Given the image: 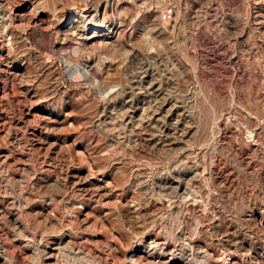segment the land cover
Returning <instances> with one entry per match:
<instances>
[{
	"label": "rangeland",
	"instance_id": "obj_1",
	"mask_svg": "<svg viewBox=\"0 0 264 264\" xmlns=\"http://www.w3.org/2000/svg\"><path fill=\"white\" fill-rule=\"evenodd\" d=\"M57 1L0 0V264H264V0H113L83 40Z\"/></svg>",
	"mask_w": 264,
	"mask_h": 264
},
{
	"label": "bare ground",
	"instance_id": "obj_2",
	"mask_svg": "<svg viewBox=\"0 0 264 264\" xmlns=\"http://www.w3.org/2000/svg\"><path fill=\"white\" fill-rule=\"evenodd\" d=\"M60 1L61 0H58L57 2L58 3H60ZM86 3H87V8H85L83 11H81V10H77V9H73V10H71V11H67V15H68V18H69V20H71L72 21V23H73V25H71V26H73L75 29H76V33H77V38L79 39H81V40H83V39H86V38H89L87 35H88V33H89V30H90V24H91V22H90V20H89V0H84ZM5 2V1H4ZM61 3H63V2H61ZM2 4V3H1ZM8 10V9H7ZM6 11V9L3 7V6H1L0 7V22H2L3 24L4 23H6V24H10V21H12V20H10L9 21V23H8V21L6 20V17H8L9 15L7 14V16H3L4 15V12ZM62 11V10H61ZM59 12H58V10L56 9L55 11H54V13L52 14V17H50L51 19H50V24L51 23H56V22H62L61 20L62 19H60L59 18V14H58ZM6 14V13H5ZM262 14V13H261ZM26 15V14H25ZM263 16V15H262ZM10 17H12V16H10ZM9 17V18H10ZM14 19V18H13ZM18 19V18H17ZM21 19V18H20ZM14 21V20H13ZM20 22H21V20H19ZM15 22V21H14ZM5 25V24H4ZM96 25H98V24H96ZM14 26V25H13ZM17 27V26H16ZM36 27V26H35ZM34 30V29H33ZM98 30V29H97ZM35 31H36V33L37 32H39V30L37 31V29L35 28ZM8 34V31L6 30V29H4V27H3V29L1 28V30H0V47L2 46V45H6L8 42H10V41H8V39H7V35ZM99 33H92L90 36H94V35H98ZM6 61V59H3V60H1V62H5ZM6 63H8V62H6ZM11 66V65H10ZM86 66H88L89 67V63H87V65ZM27 68V67H26ZM29 71V70H28ZM19 73V72H18ZM27 90V89H26ZM63 118V117H62ZM56 119H54V121H55ZM66 120V119H65ZM54 121H53V123H54ZM64 123H65V121L64 120H60V121H58L57 122V127L59 128V130H61V132L64 130V131H66L65 130V126H64ZM67 129V128H66ZM63 131V132H64ZM229 129L228 128H226V127H222V137H227L228 136V134H229ZM231 132V131H230ZM226 139V138H225ZM257 141V140H256ZM256 147L257 146H255V143H253L252 141H248L245 145H242V143L241 144H238V145H236L235 146V150H236V152L238 153V152H243V153H247V155L251 152V151H255V149H256ZM240 154V153H239ZM74 173V172H73ZM72 173V174H73ZM77 174H78V172H77ZM75 175V174H74ZM75 177V176H74ZM79 177V176H78ZM84 176H82V178H83ZM87 177V176H86ZM89 178V177H88ZM262 178H263V180H264V172H263V175H262ZM84 180V179H83ZM87 180H89V179H87ZM75 181V180H74ZM77 181V180H76ZM81 181V180H80ZM78 182V181H77ZM90 182V181H89ZM92 182V181H91ZM75 183V182H74ZM76 184V183H75ZM78 184V183H77ZM90 184V183H89ZM88 185V184H87ZM104 185V184H103ZM103 185H100L99 183L98 184H96L94 187H95V189L94 190H96L97 192H101L102 191V186ZM89 186V185H88ZM94 194V193H93ZM104 194V193H103ZM67 241H69V240H67ZM78 243V242H77ZM63 244V243H62ZM189 244V243H188ZM66 246H67V244H65ZM68 245H70V244H68ZM45 246V245H44ZM47 246V245H46ZM71 246V245H70ZM70 246H68V247H70ZM78 246V245H77ZM147 246L148 247H152L153 249H161L162 250V247H161V244L158 242V241H156L155 239H151V240H149V241H147ZM63 247H64V245H61V243L60 242H56L55 243V245L53 246V247H44V249H43V251L45 252V254H48L50 257L51 256H53V257H55L56 255H57V253L59 254V253H61L60 251L61 250H63ZM75 247V246H74ZM258 247V246H257ZM144 248H145V246H144ZM189 248H191L190 246L188 247V246H185L184 247V249H185V251H189L190 249ZM228 248V247H227ZM246 248V247H245ZM77 249H79L78 247H77ZM149 249V248H148ZM249 249V248H248ZM247 249V250H248ZM251 249V248H250ZM249 249V250H250ZM65 250H68L67 248L66 249H64V251ZM74 250V249H73ZM76 250V249H75ZM74 250V251H75ZM81 251V250H80ZM79 251V252H80ZM251 251V250H250ZM43 252V253H44ZM146 252H148L147 251V249H146ZM158 252V251H157ZM64 253V252H63ZM77 253V252H76ZM81 253V252H80ZM162 253V252H161ZM192 253V252H191ZM194 253V252H193ZM66 254V253H65ZM75 254V253H74ZM186 254V253H185ZM200 254V253H199ZM205 254V253H204ZM47 255V256H48ZM61 255V254H60ZM59 255V256H60ZM64 255V254H63ZM79 256V254H76V256ZM81 255V254H80ZM142 255V254H141ZM148 255H149V253H148ZM48 256V257H49ZM74 256V255H73ZM139 256V255H138ZM159 256V255H158ZM206 256H207V254H206ZM142 257H143V255H142ZM145 257H146V255H145ZM154 257H155V255H154ZM160 257V256H159ZM197 257V256H196ZM208 257V256H207ZM57 258V257H56ZM135 258H137V257H135ZM141 258V257H140ZM148 258V257H147ZM190 258H191V256H190ZM198 258V257H197ZM58 259H59V257H58ZM138 259H139V257H138ZM142 259H144V258H142ZM193 259V258H192ZM196 259V258H195ZM134 260V259H133ZM140 260V259H139ZM149 260V259H148ZM159 261H160V259H158ZM199 260V259H198ZM197 260V261H198ZM56 261V260H55ZM131 261V260H130ZM129 261V262H130ZM154 261V260H153ZM156 261V260H155ZM132 262V261H131ZM54 263V262H53ZM56 263V262H55ZM54 263V264H55ZM169 263V262H168ZM57 264V263H56ZM131 264V263H130Z\"/></svg>",
	"mask_w": 264,
	"mask_h": 264
},
{
	"label": "built area",
	"instance_id": "obj_3",
	"mask_svg": "<svg viewBox=\"0 0 264 264\" xmlns=\"http://www.w3.org/2000/svg\"><path fill=\"white\" fill-rule=\"evenodd\" d=\"M103 2L101 9L99 10V5ZM113 0H89V20L91 22V28H106V20L103 17V8L106 5H109V8H112ZM173 14V6L169 3L165 4L161 10L160 15L163 19L171 18ZM99 24V25H96Z\"/></svg>",
	"mask_w": 264,
	"mask_h": 264
}]
</instances>
